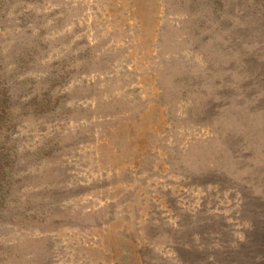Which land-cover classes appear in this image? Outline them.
Returning a JSON list of instances; mask_svg holds the SVG:
<instances>
[{
  "label": "rangeland",
  "instance_id": "1",
  "mask_svg": "<svg viewBox=\"0 0 264 264\" xmlns=\"http://www.w3.org/2000/svg\"><path fill=\"white\" fill-rule=\"evenodd\" d=\"M0 264H264V0H0Z\"/></svg>",
  "mask_w": 264,
  "mask_h": 264
}]
</instances>
